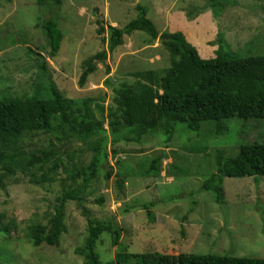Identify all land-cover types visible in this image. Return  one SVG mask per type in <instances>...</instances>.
Listing matches in <instances>:
<instances>
[{
	"label": "rangeland",
	"instance_id": "1",
	"mask_svg": "<svg viewBox=\"0 0 264 264\" xmlns=\"http://www.w3.org/2000/svg\"><path fill=\"white\" fill-rule=\"evenodd\" d=\"M237 2L218 7L215 13L217 7L207 6L212 0H62L59 8L41 6L37 0H0V99L38 90L49 97L52 81L64 96L73 98L74 107H83L92 98L90 113L95 119L104 116L108 128L116 89L133 85L137 71L154 69L162 75L172 56L160 37L153 40L142 30L126 34L124 43L109 52L102 39L108 30L99 34L100 21L106 27H123L137 16L136 5L141 3L160 33L182 31L203 58L215 56L218 45L210 42L217 43V37H224L228 48L240 55H262L264 0ZM51 16L57 17L64 35L55 56L37 25ZM104 49L107 58H95L97 69L81 86L83 62ZM226 125L219 132L214 120H208L200 131H193L177 122L172 139L152 131L141 142L114 141L108 131L107 159L89 184L84 206L68 201L67 231L58 246L46 242L34 246L29 228L48 223L57 196L81 181L74 172L86 166L94 152L90 143L72 136L59 141L55 133L26 134L25 140L12 145L9 155L29 156L42 149H52L55 155L41 168H33L35 174L7 168L8 175L0 182V227L8 226L9 232H0V264H83L75 248L88 234L84 207L93 217L115 219L122 228L120 246L131 252L264 257V176L224 177L223 204L214 192L202 188L216 171L219 150L235 156L242 143L264 141V120L233 117ZM158 156L163 157L159 170H149ZM56 161L59 169L49 173ZM117 175L124 176V184L117 183ZM100 197L105 198L103 203L98 202ZM149 201L155 202V222L148 220L143 207ZM117 247L107 232L97 242L104 262L115 259Z\"/></svg>",
	"mask_w": 264,
	"mask_h": 264
},
{
	"label": "trees",
	"instance_id": "2",
	"mask_svg": "<svg viewBox=\"0 0 264 264\" xmlns=\"http://www.w3.org/2000/svg\"><path fill=\"white\" fill-rule=\"evenodd\" d=\"M37 3L59 8L62 0H37ZM231 3L235 5L238 2L212 0L207 6L217 7L215 13H218V7ZM136 9L137 16L123 27L111 24L106 27L100 21L99 34L108 30V36L102 39L107 43L109 52L124 43L126 34L142 30L153 40L161 38L172 61L162 75L154 69L137 71L134 75L138 80L133 85L124 84L116 89L115 104L108 112V128L105 127L104 116L95 119L90 113L92 98L86 99L83 107H74L73 98L64 96L52 81L47 89L49 97L41 96L38 90L31 95L0 99V182L8 175L6 170L9 167L13 171L18 167L32 171L33 168H41L55 155L52 149L32 151L29 156L18 153L9 155L12 145L25 140L26 134L37 131L55 133L59 141L65 136H72L90 143L94 152L90 162L74 172V176L81 181L57 196L55 213L48 223L30 226L29 238L34 246L44 242L60 245V237L67 231L66 205L72 200L84 206L89 184L98 176V169L108 156V131L110 139L114 141L121 138L141 142L152 131L162 132L170 140L177 122L185 123L190 130L200 131L203 122L214 120L217 131L221 132L227 128L226 120L233 117L257 122L264 120V54L240 55L228 48L224 37H217V43L210 42L211 45H218L215 56L203 58L182 31L160 33L156 23L148 16V8L137 3ZM37 25L43 28L48 38L50 54L57 55L64 36L57 17L45 18ZM107 54L108 51L104 49L83 62L79 78L81 86L96 71L95 58L104 61ZM42 67L46 68L44 62ZM216 157V171L203 182L202 188L214 192L220 204L225 202L224 177L264 176V141L242 143L235 156L219 150ZM162 159V156L153 159L149 170H159ZM58 169L59 163L56 161L48 171L52 173ZM111 175L112 170L108 171L107 177ZM116 181L121 185L125 178L117 175ZM104 200V197H100L98 202L103 203ZM153 206L154 201L146 202L143 206L150 222L156 221ZM83 213L88 221V234L83 244L75 248V252L83 256V264H264V257L249 255L131 252L120 246L122 228L115 219L93 217L85 207ZM3 230L9 232V227H0V232ZM105 232L111 235L113 245L118 246L115 259L106 262L97 251V242Z\"/></svg>",
	"mask_w": 264,
	"mask_h": 264
}]
</instances>
